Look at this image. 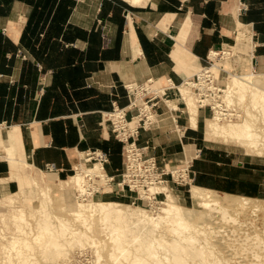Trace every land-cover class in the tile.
<instances>
[{
    "label": "crops",
    "instance_id": "crops-1",
    "mask_svg": "<svg viewBox=\"0 0 264 264\" xmlns=\"http://www.w3.org/2000/svg\"><path fill=\"white\" fill-rule=\"evenodd\" d=\"M241 29L251 36L248 49L233 43L238 34L250 40ZM234 47L245 54L214 62L216 74L229 63L232 74L264 75V0H0V122L5 135H17L0 159V198L19 192V178L30 170L47 183L66 180L86 150L107 152L104 171L117 177L123 144L104 115L113 102L126 108L124 84L152 79L157 87L169 78L178 85L209 52ZM253 81L264 88L260 77ZM165 95L180 103L174 89ZM158 105L157 123L137 136L157 160L166 166L192 145L201 161H191V180L227 194L264 196V156L208 144L205 109L198 128L186 116L174 127V112ZM134 113L126 109L127 117ZM11 153L32 167L12 170ZM116 195L123 196H110Z\"/></svg>",
    "mask_w": 264,
    "mask_h": 264
},
{
    "label": "bare ground",
    "instance_id": "bare-ground-1",
    "mask_svg": "<svg viewBox=\"0 0 264 264\" xmlns=\"http://www.w3.org/2000/svg\"><path fill=\"white\" fill-rule=\"evenodd\" d=\"M241 38L238 34L237 39ZM229 76L226 93L236 92L238 101L246 103L244 115L238 121L221 120L218 113L206 118L205 137L215 143L242 147L246 154L264 156V88L253 81L256 77L264 80V75L247 72ZM188 79L174 87L183 98L189 127L198 128L202 108L185 82ZM167 103L174 108L175 99ZM5 130L0 128V142L8 150L16 146L17 135L16 131L5 135ZM186 148L188 160L192 154L190 146ZM9 164L15 171L32 167L25 160L19 162L16 154L9 156ZM75 168L68 179L58 182H72L83 191L84 185L93 188V183L84 177L86 173H105L97 162H78ZM25 187L36 188V197L25 194ZM19 189L0 198V264H63L72 248L83 249L86 245L94 248L97 264H264V237L246 231L264 220V200L258 198L216 194L214 189L192 184L190 197L201 208L195 210L180 204L165 184H153L141 193L142 198L152 199L155 194H163L164 198L157 211L150 212L140 205L113 199H68L54 205L52 187L41 173L37 178H19ZM19 193L25 194L23 201H16ZM55 207L64 214L53 211ZM193 215L198 221L190 218ZM219 221L222 225H212ZM223 223L236 226L225 227ZM97 231L108 241L95 237ZM35 248L40 252L37 256ZM245 254L246 260L239 262L238 258Z\"/></svg>",
    "mask_w": 264,
    "mask_h": 264
},
{
    "label": "built area",
    "instance_id": "built-area-1",
    "mask_svg": "<svg viewBox=\"0 0 264 264\" xmlns=\"http://www.w3.org/2000/svg\"><path fill=\"white\" fill-rule=\"evenodd\" d=\"M229 52L232 51L224 48L215 50L216 54L211 55L212 51L209 52L206 58L207 64L201 66L193 76L185 81L192 91L199 108L210 110L212 115L218 113L223 120L239 119L242 114L236 92L228 95L226 93V84L222 83L219 74H216L211 69V65L215 62L211 58L217 57L216 60H220L223 57H231L232 53L229 54ZM253 72L255 71L253 70ZM152 82V79H148L145 83L134 81L125 83L124 88L128 97L126 108H119L113 102L112 110L104 115L111 125L114 138L123 144V166L118 174V180L114 182L120 189L127 188L129 191L144 192L148 190L149 186L165 181L162 178L165 172L159 169L155 156L148 151V146H139L136 143L140 129H149L157 123L158 117L162 113L157 111L159 100L164 103L168 112L171 113L176 110L167 103L168 98L165 95L167 90L175 88L172 81L168 78L166 85L158 89L151 87ZM126 109L135 110V113L127 117ZM170 117L175 124L177 122L176 115L170 114ZM6 127L5 124L0 122V128L5 129ZM175 127H177V124H175ZM4 154L5 151L0 142V159ZM82 160L86 163L97 162L103 170L104 164L108 162L109 157L107 152L92 149L82 152L80 162ZM47 169L52 170L53 165L47 164ZM73 171L74 173L76 172L75 167ZM84 177L88 183L93 180L91 174L86 173ZM96 177L100 179L99 182L106 186H111L114 180V176H110L106 172L103 176ZM96 189L92 190L89 185H84L83 191L80 189L76 190V199L84 201Z\"/></svg>",
    "mask_w": 264,
    "mask_h": 264
},
{
    "label": "rangeland",
    "instance_id": "rangeland-1",
    "mask_svg": "<svg viewBox=\"0 0 264 264\" xmlns=\"http://www.w3.org/2000/svg\"><path fill=\"white\" fill-rule=\"evenodd\" d=\"M242 30V29H241ZM244 33H245V36H247V37H249L250 36V34H249V32L248 31H244V30H242ZM237 33H235V35H236ZM250 39V38H249ZM234 44H235V46H239L240 48H244V47H246V49H248V48H250V45H251V39L250 40H245V38L244 39H238V40H235L234 42H233ZM237 47H234L231 51L232 52H230L229 54H231L232 53V56L233 55H237V56H239V54H245V52H241V50H239ZM215 58H217V57H215ZM224 59H227V58H229V57H223ZM221 60H223V59H221ZM215 62L216 61H218V60H214ZM228 62V61H227ZM205 64H207L206 62H205ZM204 64V65H205ZM212 66V65H211ZM227 69H229L230 68V65H229V63L228 64H226V66H225ZM227 69H224V72H221V74L219 75L220 76V81L222 82V83H229L230 82V74H232V73H230V71L228 70V71H226ZM212 70L214 71V67L212 68ZM225 73H226V75H225ZM228 73V74H227ZM242 73H245V72H242ZM241 73V74H242ZM233 75V74H232ZM235 75H237V74H235ZM182 83V82H181ZM152 88H157V87H155L154 85L152 86ZM174 90L176 91V93H177V97L179 98V104H177V100H176V104H173L172 105V107H174V106H176L177 107V105H178V109L176 108V111H173L174 112V114L176 115V117H177V121L179 120V122H180V120H181V122L183 121V118L186 116V114L183 112V108H184V104H183V98H181L182 96H180L179 95V93L177 92V90H176V88H174ZM163 98H165V97H163ZM240 101H238V103H239ZM159 104V103H158ZM161 104H163L164 105V103L161 101ZM245 104L246 103H242V102H240L239 103V105H240V108H241V112H242V114H241V116H240V118L239 119H241V117L244 115V108L246 107L245 106ZM165 106V105H164ZM166 108V107H165ZM160 109V108H159ZM182 110V111H181ZM158 111V110H157ZM162 111V110H161ZM165 111H167V109H165ZM184 111H185V108H184ZM158 112H160V111H158ZM168 112V111H167ZM203 112V111H202ZM169 114H170V112H169ZM205 114H206V117L208 118V117H212L213 115H212V113L210 112V110H208V109H205ZM171 118V117H170ZM239 119H235V121L237 120H239ZM221 120H223V119H221ZM226 121V120H225ZM174 123V122H173ZM259 123V125H261L260 124V122H258ZM174 127H175V124H174ZM202 136L204 137V134L202 133ZM137 143V145H139V146H143V145H146V146H148V144H140V143H138V142H136ZM207 143L208 144H211V145H216V146H219V147H221V148H226L227 150H232V151H234V152H236V153H245L246 154V152L244 151V149L242 148V147H239V146H234L233 144H228V145H226V144H223V143H219V142H211V141H207ZM5 146V145H4ZM4 146H3V150L5 151V149H4ZM186 146H191L192 147V149L193 150H191V147H190V149H189V152H190V154H192V157L191 158H189L188 160L186 159V156H187V148H186ZM148 148V147H147ZM148 151H149V148H148ZM184 151H185V157L184 156H179V157H177L178 159H176L175 161H173V162H171L170 164H168V165H166L165 166V164L168 162L167 160H162L161 159V161H159V160H157V158H156V161H157V165H158V167H159V169H162V170H164V174L162 175V178L165 180V181H163V182H161V183H155V184H165L169 189H170V191L171 192H173L172 194L173 195H175V197L177 198V200H178V202L180 203V204H182L183 206H185V207H191V208H193V209H195V210H198V209H201L200 208V206H198L195 202H193L192 201V199H190V198H188L189 197V190H190V188H191V185L192 184H196V185H199V186H202L201 184H199L198 183V181L195 179V180H191L190 178H189V169H190V166L189 165H191V161L192 160H194L195 158H199V156L200 155H197V153H195V150H194V148H193V146L192 145H185L184 146ZM6 152V151H5ZM192 152V153H191ZM196 154V155H195ZM199 154V153H198ZM152 155H154V154H152ZM155 156V155H154ZM194 156H195V158H194ZM121 157H122V166H123V161H124V155H123V145H122V150H121ZM164 157V156H163ZM199 161H201L200 160V158L198 159ZM80 162V161H79ZM81 162H84V161H81ZM96 163V162H95ZM184 168H186L184 171H183V169ZM181 169H182V172H181ZM175 170V171H174ZM171 171H172V173H171ZM74 173V171L72 170V173L71 174H73ZM26 175H29V176H31V177H35V178H37V175H39V173H38V171H32V170H30L29 172H27V173H25ZM47 174V173H46ZM83 175V174H82ZM64 178H68V176H66V177H64ZM64 178H62V179H64ZM95 178V179H94ZM48 179H50L49 180V183H47V185L49 184V185H51V187H52V190H51V192H50V194L52 195V197H53V199H54V205H56V204H62L63 203V201H67L68 199H71V200H74V199H76V187H74V185H73V183L72 182H69V185H65L63 182L62 183H59L56 179H52V178H50V177H48ZM96 179H98V177H96V176H93V180H92V182L91 183H93V188H92V190L93 189H95L96 188V186H97V189L95 190V192L94 193H92V195L91 196H89V198H87V199H91V198H93V199H105V200H107V199H113V200H116V201H120V202H123V203H126V204H130V205H132V206H135V205H140V206H142V207H144V208H146V209H148L150 212H156L157 211V209H158V207H160V205H161V200L164 198V195L163 194H155L153 197H152V199H146V198H142V196H141V193H142V191H138V192H136V191H129L127 188H124V189H120V188H118L117 187V189L116 190H111V186L110 185H108V186H106V185H104L102 182H99L100 181V179H99V181H97ZM116 180H118V176L117 177H114V180H113V182L111 183V185L116 181ZM194 181V182H193ZM103 184V185H102ZM44 185H46L45 183H44ZM64 186V187H63ZM67 187H69V189L67 188ZM202 187H204V186H202ZM35 189L36 188H33V187H25V189H24V193L25 194H28V193H30V194H32V195H34L35 197H36V195H35V193H36V191H35ZM117 191H119L120 192V194H121V192H122V195L124 196H120V195H116V196H110L111 195V192H114L115 194H117ZM124 191V192H123ZM215 191H217L216 192V194H222L223 192H221L220 193V190H215ZM219 191V192H218ZM215 193V192H214ZM25 194H23V193H19V194H17V196H15V198H16V201H23L26 197H25ZM183 195V196H182ZM233 195V194H232ZM181 196L182 197H184L185 199V201L181 198ZM233 196H242V195H236V194H234ZM104 197V198H103ZM250 197H252V196H250ZM254 198H258V199H260V200H264V196H255ZM86 199V200H87ZM77 200V199H76ZM85 200V201H86ZM79 201V200H78ZM53 211H57V212H59L60 214H64V211L62 212V211H60V209H59V207H55L54 209H53ZM197 215H193L192 217H190L193 221H198V219H196L195 217H196ZM28 218H29V220L31 221V222H34V218H30L29 216H27ZM243 217V216H242ZM213 223V222H212ZM212 225H216V226H219V225H222V223L219 221V222H214ZM223 225H225V227L226 226H228L229 227V225H232V226H236L235 224H232V223H228V225L227 224H225V223H223ZM227 227V228H228ZM219 230H220V228H218ZM225 230V229H224ZM262 230H264V220H261L260 222H258V224L256 223L255 225H253V226H249L248 227V229L246 230V231H248V232H250L251 234H253V233H260L261 234V236L262 237H264V233H262ZM8 231V233H9V230H7ZM252 231V232H251ZM254 231V232H253ZM220 232V231H219ZM219 232L217 233V234H219ZM226 232H227V230H226ZM226 232H224V233H226ZM221 234V233H220ZM94 236L95 237H98V238H100V239H106V237H105V235L104 234H102V232L101 231H97V232H94ZM224 237H227V235H223ZM103 237V238H102ZM107 241H108V239H106ZM261 240H262V238H261ZM253 241V240H252ZM255 241V240H254ZM35 250H36V248H35ZM103 253L105 252V250H103L102 251ZM35 254H36V256L38 255V254H40V252H39V250H36L35 251ZM95 253H94V248L93 247H91V246H89V245H86L85 246V248H79V247H75V248H72L71 249V251H70V253H69V255H68V258L69 259H66V261L63 263V264H97L96 263V260H95V255H94ZM226 254V253H225ZM38 257H40V255L38 256ZM244 257V258H243ZM242 258H238V260H241V261H239V262H244L246 259L245 258H247V254H245L244 256H243ZM41 258V257H40ZM262 261H264V259H262Z\"/></svg>",
    "mask_w": 264,
    "mask_h": 264
}]
</instances>
